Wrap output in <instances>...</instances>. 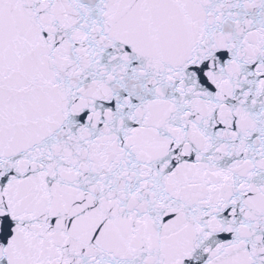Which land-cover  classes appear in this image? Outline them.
<instances>
[{
	"label": "snow or ice",
	"instance_id": "snow-or-ice-1",
	"mask_svg": "<svg viewBox=\"0 0 264 264\" xmlns=\"http://www.w3.org/2000/svg\"><path fill=\"white\" fill-rule=\"evenodd\" d=\"M0 264H264V0H0Z\"/></svg>",
	"mask_w": 264,
	"mask_h": 264
}]
</instances>
